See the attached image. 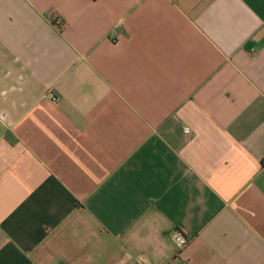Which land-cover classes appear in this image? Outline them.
I'll list each match as a JSON object with an SVG mask.
<instances>
[{"label": "crops", "instance_id": "crops-1", "mask_svg": "<svg viewBox=\"0 0 264 264\" xmlns=\"http://www.w3.org/2000/svg\"><path fill=\"white\" fill-rule=\"evenodd\" d=\"M0 264H264V0H0Z\"/></svg>", "mask_w": 264, "mask_h": 264}, {"label": "built area", "instance_id": "built-area-1", "mask_svg": "<svg viewBox=\"0 0 264 264\" xmlns=\"http://www.w3.org/2000/svg\"><path fill=\"white\" fill-rule=\"evenodd\" d=\"M186 132H190V129L189 128H185ZM179 242L184 245L186 243V240L183 238V237H179L178 238Z\"/></svg>", "mask_w": 264, "mask_h": 264}]
</instances>
